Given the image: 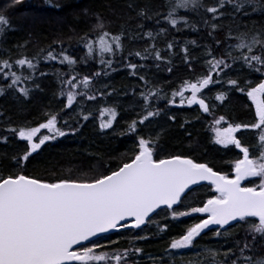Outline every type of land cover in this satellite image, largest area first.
<instances>
[{
  "label": "snow or ice",
  "instance_id": "1",
  "mask_svg": "<svg viewBox=\"0 0 264 264\" xmlns=\"http://www.w3.org/2000/svg\"><path fill=\"white\" fill-rule=\"evenodd\" d=\"M20 3L22 0H10L5 8L0 9V45L6 42L7 33L14 30L7 13ZM165 3L167 12L162 18L177 31L181 30V23L184 27L196 28V24L191 23L186 15L179 14L180 9L195 11L200 21L210 27L209 36L223 30L225 26L222 21L226 15H230L233 23L227 26L224 40L213 36L215 46L224 49L223 54L217 56L213 53V48L208 47L204 53V70L199 75L181 80L177 87L172 88L170 97L163 88L153 87L147 93L141 91L140 96L144 101L142 112L127 124V132L136 133L131 154L114 169L109 165L106 171L94 173L90 177L86 174L83 177H73L70 174L52 179L27 172L33 154L38 153L42 145L78 131L67 120H64L63 128L59 126V112H45L42 121L36 126L9 125L6 130L20 141H26V145L22 154L11 157L12 170L7 174L0 172V264H140L139 260L130 258L143 253L144 249L135 246V242L147 241L148 235L131 236L128 241L130 246L121 249L117 247L122 234L120 230L143 231L142 225L155 224L158 233L167 234L171 230L169 216L171 221H177L180 217L192 214L204 216L183 229L178 237L170 239L164 249L167 259L163 256L150 257L152 264H176L175 254L169 252V249L195 248L197 238L206 234V229L213 231L210 226H219L213 231V235L224 237L226 242L232 240V244L223 251L207 250L212 260L205 261L204 264H264V255L257 254L259 249H264V26L257 27L254 24L250 28L247 24H235L237 13H240L241 19L249 17L252 12L264 13V0H214V3H206L205 0H165ZM225 5H231L233 12L226 14L223 10ZM249 6L251 12L248 11ZM54 7L60 5L56 4ZM127 7L135 11L136 18H152L147 5L137 7L135 0H129ZM83 14L88 15V11L84 10ZM154 14L161 15L160 12ZM209 14L210 19L206 18ZM93 15L95 22L78 38L87 49L81 62L87 63L89 58L98 57L103 69L116 71L112 67L114 60L106 58V55L113 58L119 56L121 61H126L125 67L130 70L129 74L137 76L144 85L149 83L144 75H139L144 65L133 63L129 57L146 60L151 56L156 61L172 63L170 59L166 60L155 43L150 44L143 52L129 51L125 56L123 40L127 33L123 27L120 32L113 34L108 30L110 21L99 13ZM138 27L143 28V25ZM166 31V28H160V33ZM144 35L155 39L152 31ZM29 43L30 41H25L15 45L18 58H13L11 49H5L8 55L0 57V74L10 80L6 87L0 86V96L7 89H12L23 97H28L31 88L26 86L27 81L39 88L40 85L35 83V73L40 59H43L66 63L73 71L67 78L57 72L59 83L70 86L68 89L62 87L59 92V95H66L67 98L64 108L71 109L77 96L87 100L96 99V95H89L88 92L93 80L101 72L83 76L75 72L72 66L78 61L67 53L62 41L56 42L61 45L58 52L49 45L32 56L19 51ZM185 43L194 45L196 41ZM166 47L171 50L174 43L168 42ZM182 51L184 64L195 74L188 48L184 47ZM238 61L240 69L237 71L246 67L250 70L249 76L260 73L258 82L239 76L224 79L228 72L233 71V65ZM14 66L21 69L26 66L31 72L26 76L23 72L17 74L12 70ZM167 70L170 73L173 71L171 67ZM103 74L108 75V72L104 71ZM40 75L45 76L46 73L41 72ZM225 83L229 86L228 90L217 92L215 101L223 103L228 99L229 92H239L246 94L255 109L254 121L251 123L234 124L223 115L214 118L212 122L214 142L225 149L234 146L242 153V158L230 162V172L214 170L208 163L197 162L188 155L160 156L157 145L161 133H157L155 137L151 134L147 137L139 134V126L145 122L150 123V118H155L164 111L153 108L151 99L163 98L169 105H175L176 98L179 97V106L198 105L203 113H210L212 106L205 97V90H209V86H223ZM21 84L25 86H20ZM81 86L84 91H77ZM107 87L105 85V89ZM114 92V89L107 93L99 91V95H112ZM105 114L108 119H102L99 127L110 129L118 113L116 108L109 107L100 110L102 118ZM3 115L0 112V116ZM79 115L82 120L87 121L91 113L82 110ZM169 119L174 121L176 117L170 116ZM224 124L227 126H223ZM242 129L253 131L255 144L246 146L241 142L237 133ZM41 130H47V134H43ZM0 139L6 143L8 137ZM249 178H258V183ZM202 181L208 182L213 192L199 206H185L183 201L193 190L192 186L199 185ZM180 207H185L186 210L180 211ZM158 209L166 212L164 223L152 219L153 215L159 214ZM249 218H258V222H251ZM244 225H247L244 237L234 239L232 229ZM110 232L117 233L118 238L113 240L101 236ZM101 240L106 242L101 243ZM184 264L201 262L197 259Z\"/></svg>",
  "mask_w": 264,
  "mask_h": 264
},
{
  "label": "trees",
  "instance_id": "2",
  "mask_svg": "<svg viewBox=\"0 0 264 264\" xmlns=\"http://www.w3.org/2000/svg\"><path fill=\"white\" fill-rule=\"evenodd\" d=\"M10 0H0V9ZM206 3H214V0H205ZM129 0H22V3L9 10L7 15L10 17L14 26V30L9 31L6 36V42L0 45V57L8 55L5 49L12 50L13 58H18V51L15 48L17 44H23L30 41L26 48L19 50L29 56L34 55L39 49L47 48L52 45L58 52L61 45L56 43L63 42V48L67 50L69 55L77 59V64L72 66L75 72L83 75H91L94 72H101V75L93 80L89 95H96L95 100H87L77 96L76 102L71 109L64 108L67 98L59 95L62 87L65 89L70 86L61 85L57 78V72L64 75L65 78L73 74L72 69L59 61H45L40 59L35 73V83L39 84V88H35L31 81L26 82V86L31 88L30 95L23 97L12 89H7L3 96H0V112L4 115L0 116V137L7 136L5 143L0 139V172L7 174L13 168L12 156L22 154L25 150L26 141H20L17 137L10 134L6 129L9 125L15 127L17 125L28 124L36 126L43 119L45 112H59L60 125L63 128L64 120L69 125L78 128L75 133H69L64 137H57L55 140L46 142L42 145L38 153H34L28 164L27 172L30 175L40 176L42 178L55 179L58 176L67 177L70 174L73 177H83L85 174L91 176L94 173L104 172L111 166L114 169L121 160L131 154L132 147L135 143L136 133L127 132V124L142 112L143 98L140 96L141 91H147L153 87L163 88L167 95L171 96L172 88L179 85L181 80L199 75L203 69L204 53L208 47L213 48V53L217 56L223 54L224 49L215 46L216 39L224 40L227 26L233 23V18L226 15L222 24L225 26L223 30L213 33L209 36L210 27L200 21L195 11L180 9V15H186L191 23L196 24V28L184 27L180 24V31L173 29L166 20L162 18L166 14L167 7L165 0H135L136 6L147 5L150 9L151 19H140L135 17V11L129 9L127 4ZM59 4L60 7H54ZM84 10L88 11V15H84ZM226 14L233 12L231 5H225L223 9ZM202 11V10H201ZM251 12V7H248ZM160 12V16L154 13ZM94 13H99L111 23L108 30L113 34L121 31L122 27L127 35L124 37V45L126 56L129 51H141L150 44L155 43L156 47L161 50V54L172 61L168 64L166 61H156L151 56L146 60L139 57H129L133 63L144 65L139 75H144L149 81L148 85H144L137 76H131L130 70L125 67L126 61H121L117 56L112 58V65L116 71L111 69H103V66L97 59L89 58L87 63L81 62V57L87 53L84 44L79 42V37L89 30L95 22ZM235 24H247L250 28L255 24L257 27L264 26V13L259 11L252 12L249 17L240 18V13L236 14ZM210 19V14L208 17ZM159 21V22H157ZM143 25V28L138 27ZM235 25H233L234 27ZM160 28H166L165 33H160ZM152 31L155 39L148 38L144 33ZM159 33V35H157ZM195 40L196 44H186V41ZM173 42L174 47L168 50L166 45ZM187 47L189 57L192 59V66L195 68V74L191 72L184 64V53L182 49ZM231 63V61H229ZM159 65V66H157ZM171 67L173 71L168 72ZM240 69V62L233 65V71L228 72L227 78H248L258 82L261 78L260 73H253L249 76V69L246 67ZM17 74L29 75L31 70L26 66L21 69L14 66L13 69ZM7 71V70H6ZM107 71L108 75L103 72ZM46 73L41 76L40 73ZM169 81L172 83L169 84ZM243 83V79L241 80ZM10 83L2 74H0V86ZM105 85L108 87L105 89ZM20 86H25L21 84ZM228 85L209 86V90H205V97L212 106L210 113H203L198 105L179 106V97L176 98L175 105H169L166 99L153 98L150 104L153 108H160L164 111L155 118H150L151 122H145L139 126V134L147 137L151 134L153 137L157 133L160 134L157 145V152L160 156L170 154L188 155L197 162L208 163L214 170L222 172H230V162L242 158V153L234 146L225 149L222 145L214 142V134L211 126L214 118L223 115L232 123H251L254 121V105L247 98L246 94L239 92H229L228 99L221 103L215 101L214 96L217 92L227 91ZM115 92L112 95H99V91ZM77 91H84L83 87ZM187 95V93H186ZM114 107L117 110V118L110 129H101L99 127L102 119H108L107 114L102 118L100 110L103 108ZM91 113L89 119L84 121L80 118L81 111ZM170 116L176 119L170 120ZM79 121V123H77ZM223 126H227L224 124ZM67 131V129H65ZM43 134H47V130H41ZM125 133L121 135L120 133ZM241 142L248 146L256 143L252 130H241L237 133ZM258 183V178L250 179ZM246 186H250L247 185ZM213 192L209 184H202L194 188L185 197L183 203L185 206H199L200 203ZM180 211L186 210L180 207ZM158 215H153L152 219L165 222L166 212L164 210L157 211ZM204 214H192L188 217H180L177 221H171L170 231L167 234L158 233L155 224H145L140 229L121 231L119 236V248L129 247V239L133 235H148L147 241H136L135 246L142 247L143 253L130 259L139 260L140 264H152L150 257L159 258L161 256L168 258L164 249L167 243L173 237H178L182 230L193 223L198 222V218ZM251 222H258V218H249ZM235 223V222H233ZM219 226H211L214 231ZM227 227V226H226ZM233 228L234 239H242L245 235L244 228ZM213 231L205 230L206 234H202L197 238L196 247L188 249L171 250L175 254L176 264H184V262L199 260L201 264L205 261H211L212 256L209 249L226 250L232 244V240L226 242L224 237H216ZM102 237H109L113 240L117 239V233L110 232ZM106 241L101 240V243ZM258 255H264V249H259ZM222 259V257H217Z\"/></svg>",
  "mask_w": 264,
  "mask_h": 264
},
{
  "label": "water",
  "instance_id": "3",
  "mask_svg": "<svg viewBox=\"0 0 264 264\" xmlns=\"http://www.w3.org/2000/svg\"><path fill=\"white\" fill-rule=\"evenodd\" d=\"M202 184H208V182H206V181H202V182H200V184L199 185H193L192 186V189H194V188H196L197 186H200V185H202ZM160 209H158L157 211H159ZM143 226V225H142ZM106 234H109V233H103V234H101V236H103V235H106Z\"/></svg>",
  "mask_w": 264,
  "mask_h": 264
},
{
  "label": "rangeland",
  "instance_id": "4",
  "mask_svg": "<svg viewBox=\"0 0 264 264\" xmlns=\"http://www.w3.org/2000/svg\"><path fill=\"white\" fill-rule=\"evenodd\" d=\"M249 179H252V178H249ZM211 227V226H210Z\"/></svg>",
  "mask_w": 264,
  "mask_h": 264
}]
</instances>
